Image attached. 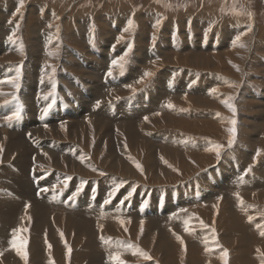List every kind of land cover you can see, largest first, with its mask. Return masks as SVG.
Masks as SVG:
<instances>
[{
	"label": "rangeland",
	"instance_id": "rangeland-1",
	"mask_svg": "<svg viewBox=\"0 0 264 264\" xmlns=\"http://www.w3.org/2000/svg\"><path fill=\"white\" fill-rule=\"evenodd\" d=\"M14 1L0 0V26L3 24V27H9L21 22L25 32L24 36L14 31L10 33L8 30L5 33H0V66H2L0 67V76L3 75L0 78V86L4 82L9 81V85L6 86L8 90L6 88L5 90L7 94H11L9 98L0 101V106H13V110L7 114V118L4 121V123L10 124L9 127L6 126L9 128L7 135L10 138L2 137V140H0V191H21L30 179L28 184L33 187L35 202L26 200L25 204H21L23 208L21 210H27L31 206L38 207L39 201L44 196L46 189L45 187L40 188L43 176L38 175L39 172L43 171L42 168L44 167L36 160V154H34L37 148L42 146L41 143H37L38 141L35 138L31 137V130L35 129L39 122H42L43 116L41 113L43 111L41 108H44L42 100L45 95L49 96L47 99H51L48 86L58 81L57 86L61 90L57 89L54 91V93H57L55 98L45 104L46 109L49 110V112L45 113V116L47 115V120L49 121L56 120L57 113L58 115L61 114L59 119L61 117L63 119L56 121V123H60V121L68 122L69 120L70 122L80 121L85 118L84 109L90 110L92 108L91 110L95 109L99 113L106 111L104 114H108L111 118L99 116L106 119L105 124L113 129L118 125L116 120L121 119L135 126L143 125L147 121L149 123L150 119L157 115L164 116L167 114L173 115L177 121L182 120V122L190 123L194 126L206 124L214 128L209 133L182 128L181 130L180 128L153 130L155 134L157 131L161 132L160 134L163 133L162 135L171 134L172 139L175 141L170 143L171 147L177 146V149L182 154L210 155L214 158L215 161L209 167L201 169L202 174L205 175V180L203 179L201 180L202 182L198 183L203 184L201 186L203 189L200 188L199 184V186L196 184L199 192L196 190L197 194H195V191L193 192L195 198L209 200L214 197L215 194L213 193L218 191L219 195L215 196L214 200L212 199L213 202L197 201L195 203H187L182 208L177 205L178 209L172 212L165 205L171 202L169 201V195L175 198L182 196L181 191L177 188L182 181L170 186L171 189H174V192L172 191L174 194H172L167 192L166 188H162L163 186L159 187L165 192H148L147 190L150 188L148 185L109 175L100 167L90 168L91 174L87 181L85 179L88 177H82L78 182H75V177L73 178V176L69 181L58 176L57 180L60 179L59 182L55 183L50 189L64 203L74 202L73 206H75L79 202L76 205L77 207L80 204L89 205V207L95 204L97 208L100 207L101 209L107 205H115L113 202L117 199L118 201L120 200L119 202H124L123 205L126 211L131 210L130 208L133 206L136 208L135 211L138 210L139 213H142L138 217L134 215V217H131L134 219L129 221L130 223H137L138 229H143V231H141L142 229L136 230L138 235L142 234L141 242L136 240V244L130 243V245H118L108 242V240L107 242H100L102 239L101 231L106 230V227H104V222L97 224L101 218L96 215L100 220L96 219L97 221H94V225L96 224L95 230L99 234L96 237L98 240L95 241L92 252L89 250V263L93 262L91 256L95 253L97 257L101 258L96 264H117L114 257L118 256H124L127 264H264V235H262L264 233V0H17L18 2H23L24 5L26 4V8L30 11V15L27 11L25 12V19L23 20H21V15L24 6L13 4ZM31 3L33 4L31 5ZM52 10H56L57 14L62 13L63 15L58 17L57 15H52L50 17ZM58 19L66 22L68 30L70 29L69 32L73 29L76 32L68 33L71 36L67 34L65 39L68 42L67 44H70L76 51L80 50L78 51L77 60H82L84 67H86L70 68V71L73 72V80L76 78V81H79V75L85 73L86 69L88 70L89 62L95 66L93 71L97 72L100 78L103 76L101 82L97 76L92 77L88 85L84 86V88L81 86V89L78 90L85 94L87 91L88 93L91 92L89 98L82 95L77 97L75 86H70L72 88L69 87L66 90L64 79H60L62 75H66L64 73L66 70L63 68H60L56 75L42 72L39 69L42 73L37 79L33 72L34 65L29 60L27 52L31 51L33 45L35 46L34 48L39 49L37 55L42 58H39L38 65L43 66L48 48L46 47L47 44L42 41V34L47 32L46 28L49 27V23ZM81 24H85L84 26L86 27ZM132 25L135 28V32L131 31ZM85 31L89 33L87 36H83ZM79 35L81 39L85 37L83 40H88L77 42ZM245 38L248 43L244 41ZM58 40L61 41V39L57 38V45L59 44ZM109 40L111 41L109 42ZM241 40L246 43L244 44L245 49L250 53L245 52L246 59L242 63L243 66L238 61L232 64L227 62V64L229 63L228 70L234 73L235 76L231 74L229 77L226 75L227 73L216 70L204 71L205 75L202 69L201 71H195L186 66H178L174 67V70L168 73L166 78L164 76L163 78L161 73L164 72L165 68H160V65L157 66L156 72L148 76L147 69L153 61L158 58L166 59L165 54L167 53L170 55H216L238 50L236 58H239V54L240 57L242 54L236 45ZM23 41H25L27 49L21 52L22 55H14L16 52H11L9 46L3 49L5 45L20 46ZM61 43L63 42L61 41ZM64 44L60 45L63 46ZM148 53L150 54L148 55ZM84 54L88 56L87 60H85ZM72 55L74 56L75 54L72 53ZM150 55L153 58H150ZM7 57L13 60L5 63ZM251 57L252 59H250ZM74 59L76 60V57ZM239 70L243 71V74ZM9 72L13 76L6 75ZM22 73L25 74L26 78H23L24 75ZM131 75L132 78L130 77ZM211 75L217 78H213ZM107 78L109 81H117L120 78L118 85H114L117 88L103 86L108 85ZM134 79L138 81L136 82ZM37 80L42 85L38 84L37 86ZM79 82H83L82 79ZM139 82L140 84H137ZM158 82L161 85L165 82V85L163 86L164 89H161L163 95L158 100L156 99L158 110L156 108L155 110L157 111L155 113H148L143 116H140V113V115H134L136 117L133 116L131 120H125L120 113L117 114V117H114V114L117 113L115 110L120 104L126 102H129L126 105H131L132 102L145 104L149 102V99H154V96H150V91L154 88L158 89L160 85ZM98 84H100V87H97ZM169 84H172V90L174 91L180 89L181 86L186 89L183 93L167 91L166 85ZM24 85L31 86L34 89L30 95L31 99L24 98ZM85 88L87 91H85ZM227 92H229L227 96L232 95L231 99L226 97L225 94ZM117 93L119 94L116 95ZM101 94L103 97H101ZM105 94L106 97H104ZM169 94L172 96L168 98ZM189 96L196 101L205 102L209 105H201L198 108L191 109V105L186 103H181L182 105L178 107L174 103L179 99H184L183 97L188 98ZM77 100L81 101L84 107L81 108L80 106V112H69V107L72 104L73 106L75 105L74 108L79 107ZM16 105L18 106L16 107ZM91 113L93 112L89 111V117ZM148 115H150V118ZM32 117L39 121L37 125L30 124ZM1 122L2 120L0 121V127H2L0 131L4 128ZM12 123L14 125L18 124V127L16 125L13 132L11 131V127L14 126ZM56 123L49 124L47 122L46 125L51 126ZM19 132H24L22 134H24L25 138L22 137V139L25 141H22V143L25 144L24 148L30 150L29 153L23 155L24 157H27V154L30 155L29 161L24 162L29 167L25 173H21L18 166L19 163L21 165L24 163L16 162V152L7 153L4 144L8 139L16 140L15 138L20 136ZM46 138L52 139L50 136H46ZM46 138L44 137V139ZM69 143L74 145L73 147L78 151L84 152L83 144L80 141H69ZM160 143L162 142H156V144ZM164 143L167 144L165 141ZM1 150H3L2 153ZM159 163L164 165L162 160H159ZM38 168L41 170H38ZM51 173L55 174L56 172L50 170L43 174L45 180L57 182L51 179ZM108 175L114 176L115 179L107 180ZM248 176H250L249 179ZM72 178V183L74 184L71 183ZM185 179L188 180V178ZM210 183L212 189H208L206 185ZM36 187L38 188L37 191H35ZM74 189L75 191L70 193ZM191 190L194 189L191 187ZM203 190L207 195H204ZM26 191L31 193L29 189ZM76 199L77 201H75ZM125 201H127V204ZM159 202L162 204L160 205ZM191 211L193 212V217L183 216ZM143 213L147 214V217ZM21 215L18 220H22ZM160 216L183 220L182 222L176 220V223L172 224L169 221L163 222ZM1 218L2 223L6 222L8 225L3 224L7 231L3 232L2 236L6 240L7 246L5 249L1 248L0 253L2 254L4 251L15 253V256L19 255L21 257L19 261L24 263L27 256L25 257L22 253L26 252L28 259L30 254L29 250H25L22 245L29 238L27 235L30 232L28 233L25 227L21 229L20 234H16L17 225H15L14 229L10 226V220H13V218L9 219L7 216ZM155 219L165 229L156 234L153 251L149 255L150 259L148 257L145 259L147 256L146 249L150 250L151 246L143 245L142 240L146 234L152 235L154 230H150L144 225L147 222H155ZM122 222L125 223V221ZM116 225L117 227L120 226V224ZM100 228L102 229L100 230ZM62 231L57 233L56 227L54 238L61 241L65 256L67 251L71 254L72 250L70 251V249L72 248L68 249V245L62 239ZM23 235L27 237L26 240H22L24 238ZM39 235L42 237L41 240L44 245V258H46L44 260H46L47 264H56L52 258L49 259L47 257L49 252L53 250V243L47 228L41 231ZM74 236L72 234L71 240ZM96 239L91 240L93 242ZM14 240L16 242L15 246L13 245ZM113 246L114 248L116 246V249L110 252ZM18 248L20 251L17 250ZM225 250H227V256L224 255ZM129 252L131 255H129ZM70 257L68 255L69 264ZM63 263L68 264L66 260Z\"/></svg>",
	"mask_w": 264,
	"mask_h": 264
},
{
	"label": "bare ground",
	"instance_id": "bare-ground-1",
	"mask_svg": "<svg viewBox=\"0 0 264 264\" xmlns=\"http://www.w3.org/2000/svg\"><path fill=\"white\" fill-rule=\"evenodd\" d=\"M13 4L21 5V7L24 6L23 9L20 7L22 9L21 20L25 19V15H26L25 12L26 11L30 15L29 9L26 8L27 5L26 4L24 5L23 2L21 3V2H18L17 0H15L13 2ZM32 4L33 3H31V5ZM16 7H19V6H16ZM28 7H29V5H28ZM54 7H55V5H54ZM49 8H47V9H49ZM43 9H45V8H43ZM15 10H18V9H15ZM55 11L56 10H54L51 13L50 17H52V15H54V16L57 15V17L60 15H63L62 13L57 14ZM64 15H66V14H64ZM46 19H48V18H46ZM54 19H56V18H54ZM59 19L54 21V22L49 23L48 24L49 27L46 28L47 32L42 34V41L47 44L46 47L48 48L46 50L47 56L44 57L43 66L41 67L40 65H38V63H39L38 60L40 61V59L42 58V57L40 58V56L37 55L39 49L34 48L35 46L33 45L31 51L27 52L29 60H31L33 65H34V71L33 72L35 73L36 79H37V77L42 72H47L49 74L56 75V74H58L59 69L63 68L66 70V71H64V73L66 75H62V77L60 79H64V82H65L64 85L66 87V90L69 89L70 86H75L74 88L77 89V91H75V93L77 94V97L82 95L84 97L87 96L89 98V95L91 92L88 93L86 88H85V91H87L86 94L82 91L79 92L78 90L81 89V86H83V88H84V86L88 85V82H90V79L92 77L97 76L98 78H100L99 74H97V72L93 71L95 66L89 62L88 63L89 65L87 66V67H89L88 70L86 69L85 73H82L81 75H79L80 76L79 81H80V79H82L83 82L80 83L79 81H76L75 77H74L75 80H73V72L70 71V68H72V67L83 68L84 65L82 63V60H77V58H78L77 56L79 54L78 51H80V50L76 51L73 47L70 46V44L69 45L67 44L68 42L65 39V37L68 33H74L75 32L74 29L69 32L70 29L68 30L66 22H64L63 20L60 21ZM49 22H50V20H49ZM91 22H92V20H91ZM2 25L0 26V33H5V31L8 30V31H10V33H12V31H14V32H18L19 34H21V36H24L25 32H24L23 26L21 25V22L15 24V25H11L9 27H3ZM81 25L83 27H86V26H84L85 24H81ZM38 27H39V25H38ZM134 29L135 28H133V25H132L131 31H134ZM87 31H88V29H87ZM87 31H85L83 33V36H87L89 34V33H87ZM258 31H260V30H258ZM183 32H184V30H183ZM228 32H229V30H228ZM69 36H71V35H69ZM57 38L61 39V41L63 43H61V41L58 40L59 44L57 45ZM79 38H80V35L77 37V42L78 41L83 42V41L88 40V39L83 40L85 37L84 38L82 37V39L81 38L79 39ZM110 41L111 40H109V42ZM244 41L246 43H248L246 38L244 39ZM249 42H250V39H249ZM239 43H238V45L235 44L236 47L239 48V52L242 54L241 57L239 54V58H236V52H238V50L232 51V52H226L224 54H216V55H203V54H199V55H197V54L196 55H186V54L170 55L167 53L168 55L165 54L166 59L162 60V59L158 58L157 60L155 59L156 61H153V63L147 69V73L149 74L148 76L152 75L154 72L157 71L158 65H160V68H165L163 70L164 72L161 73L162 77L164 76L165 78L167 77L168 73H171L174 70V67L176 68L178 66H186V67H189L191 70H195V71H201V69H202L203 73H204V71H210V70L215 71L216 70L219 72H223L225 74L227 73L226 74L227 76H229L231 74L235 76V74L232 73L227 68L229 63L232 64L236 61H238L239 64L244 63L245 59H246L245 52H249L247 49H245L244 44H246V43H244L243 40H241ZM60 44H64V45L62 46ZM30 45H31V43H30ZM8 46H9L11 52H16L14 55H17V54L22 55L21 52H23L24 50L27 49V45L25 44V41H23L22 44L20 46H17V47H12L13 45L12 46L11 45H5L3 47V49L8 47ZM101 47H102V45H101ZM72 53L75 54L74 56L76 57V60L74 59L75 57L72 55ZM149 54L150 53H148V55ZM190 54H192V53H190ZM100 56H101V54H100ZM9 57L6 58L5 63H6V61L13 60L12 58H9ZM84 57H85V60H87L88 56L84 54ZM146 58H148V57H146ZM150 58H153L152 55H150ZM250 59H252V57ZM140 61L142 62V60H140ZM137 62H138V60H137ZM227 62H229V63L227 64ZM28 63H29V61H28ZM94 63H95V61H94ZM255 63H257V62H255ZM23 64H25V63H23ZM27 65H29V64H27ZM242 66H243V64H242ZM0 67H2V66H0ZM84 68H86V67H84ZM75 70H76V68H75ZM96 70L98 71V69H96ZM5 71H4V73H5ZM239 71L243 74V71H241V70H239ZM137 73H139V72H137ZM27 74L31 75L30 73H27ZM6 75H10V76L12 75L13 76V74H11L10 72H9V74H6ZM23 75H24L23 78H26L25 74H23ZM2 76H0V78ZM130 77L132 78V75ZM211 77L217 78L216 76H213V75H211ZM102 79H103V76L100 78V82L102 81ZM107 80H108V78H107ZM134 80L136 82L138 81L136 79H134ZM119 81H120V78H118L117 81H111V80L109 81L108 80V85H103V84L102 85L107 87V88H109V87L113 88V87L118 85ZM71 82H72V84H71ZM10 83H12V82H10ZM36 83H37V86H38V84L42 85V83L39 80H37ZM158 83L160 84L158 86V89L154 88V89H151V91H150V96H154V99L153 98L149 99V102H147L145 104L139 103V102H137V103L132 102L131 105H126V103H129V102L120 104L118 106L117 110H115L117 113L114 112L115 113L114 117H117V114L120 113V115L122 117L124 116L123 118H125V120H131L134 115H140V113H141L140 116L147 115L148 113H150V114L155 113L158 110V107H157L158 103L156 102V99L158 100V98L161 95H163V92L161 91V89L165 85V82L163 83V85H161L160 82H158ZM166 83H167V80H166ZM57 84H58V81L55 82L54 84H51L48 86L49 94L51 95V99L55 98V94H57V93H54V91H56L57 89H60V88H58ZM100 84H98L97 87ZM137 84H140V82ZM7 85H9V81L4 82L0 86V101L2 99L5 100V99L9 98L11 95V94H7V92L5 90ZM102 85H101V87H102ZM119 86H121V85H119ZM155 86H153V87H155ZM70 88H72V87H70ZM115 88H117V87H115ZM166 89H167V91L170 90L172 92L176 91L177 93H183V91L186 88H183V86H181L180 89H177L174 91V90H172V84H169V85H166ZM33 90L34 89L31 86L24 85V88H23V92L25 95L24 98H27V99L30 98V95L33 92ZM113 92H115V91H113ZM41 93H42V91H41ZM118 94L119 93H117L116 95H118ZM228 94H229V92H227V94H225L226 97L231 99L232 95L227 96ZM170 96H172V95L169 94L168 98ZM47 97H49V96L45 95L44 99L42 100V103L44 104V108H41V110L43 112L42 113L40 112L41 115L43 116V117L41 116L42 122L40 123L39 121H36V119L34 117H32V120L30 122V124H34V125H37V123L39 122V124L36 126V128L31 130V137L35 138V140L38 141L37 143H41V146L43 147V148L38 147L37 151L34 154H36V156H35L36 160L38 162H40V165L42 167H44V168H42L43 171L39 172V174H38L39 176H43V180L41 181L40 188L45 187L46 191L44 192V196L39 201L38 207L31 206V208H29L27 210H25V209L21 210V209H23L21 204H25L26 200H29L30 202H35L34 197H33V187L32 186L30 187V184H28L30 179L28 180L24 189L22 188L23 190H21V191H16V190L10 191V192H8V191L4 192V190L0 191V219H2L1 217H5V216H7L9 219H11L14 216L18 215L17 217H14L13 220H10L11 221L10 226H12V228L14 229L15 225H17L16 234H20L19 232H21V229L25 228V227L27 228L28 233L30 232L28 235L26 234L29 237L28 239L24 235H23L24 238L21 236V238H23L22 240H26V239L28 240V242L26 240V242L23 243L22 247L27 251L29 250L30 257L28 259V255H27L26 261L23 263L22 261H19V259L21 258V257H19V255L15 256L14 255L15 253H11L10 251H4L2 254L0 253V264H47L46 260H44L46 258H44V251L45 250H44L43 241L41 240L42 237H40V235H39L41 233V231H43L45 228H47L49 235L51 237L52 243H53L52 244L53 250L51 252H49L47 257L49 259L52 258L56 264L57 263L62 264V262H64V260H66V262L69 264L68 255H69V257L72 255L70 257V264H96V262H98L101 258L97 257V255L95 253L91 256V258L93 259V262L89 263V250L92 252L94 243H95V241L98 240V239H96V237H98V234H99V233H96V230H95L96 224L94 225V221L96 222L97 221L96 219H98L96 217V215H99V217L101 218V220L98 219V220H100V222L97 224L104 222L105 223L104 227H106V230L101 231L102 239L100 240V242H107V240H108V242H113L114 244H118V245L119 244L130 245V243L136 244V240L138 242H141L140 240L142 238L141 237L142 234L138 235L136 233V230H141L142 228L138 229L137 223L136 224L130 223L129 221L130 220L132 221L134 219V218H131V217H134V215H135V217H138L142 213L141 212L139 213L138 210L135 211L136 208H134L132 206V204H131L132 208H130L131 210L126 211V209L124 208V205H123L124 202L123 201H122L123 203L119 202L120 200L118 201L117 199H115L113 202L115 205H110V206L107 205L101 209H100V207L97 208L96 207L97 205L95 206V204L92 205V207H89V205L86 206L83 204H80L77 207L76 205L79 202H77L75 206H73L74 202L64 203V201L59 199V197L55 196L54 191L50 189L54 186L55 183L59 182L60 179L57 180L58 176L60 178L65 179L66 181H69L70 178L73 176V178L75 177V182H78L82 177H88L85 179L87 181V180H89V176L91 174L90 168L100 167V168H102V170H105L106 173H108L109 175H114L118 178L129 179V180H131V182L135 181V182H139L141 184L144 183V185L145 184L148 185L150 187L147 190L148 192H151V191H154V192L158 191L159 192V191H161V193L165 192L162 190V188H166L167 192L172 193V191L174 189H171L170 186H172L176 183H180V181H182L178 185V187L176 186L181 191L182 196L181 197L179 196V198H175V197H172L171 195H169V198H170L169 201H171V202L170 203L168 202L165 205L168 208H170L172 210V212H173V210H177L178 206H180L182 208L187 203H192V202L195 203L197 201L213 202V200H214L213 198L215 196L219 195L218 191H216L215 193H213V194H215L213 198H211L209 200L205 199V198H203V199L201 198V200H199L198 197L197 198L194 197V193H193L195 190L197 192H199L198 191L199 185H200V188L203 189V187H201L203 184L198 183V182H202L201 180H203V179L205 180V175L202 174L201 169L205 168V167L206 168L209 167L211 165V163L213 161H215L213 157H211L210 155L198 156V155H193V154L192 155L182 154V152L177 149V146L171 147L170 143L175 142L172 139L171 134H165L164 133L165 135H162L163 133L160 134L161 132H158V131L156 132V134L153 133V130H157V129L164 130L166 128H180V130H181V128L182 129H191V130H194L197 132L201 131V132L209 133L210 131L214 130L213 127H211V126L209 127L206 124H201V125L197 124L194 126L193 124L182 122V120L177 121L173 115L167 114L164 116L163 115H160V116L157 115L156 117H152L150 119L149 123H147L148 122L147 121L143 125H135V126L133 124H130L127 121H123L121 119L120 120L115 119L116 122L118 123V125H117V127H115L113 129V128H111V126L105 124L106 119H104L103 117H100L102 115V116H106L108 118H111L108 116V114L107 115L104 114L106 112L105 111L106 109L104 110L105 111L104 113H99V112L95 111V109L91 110L92 108L90 110L84 109V117L85 118H83V120L71 121V122L69 120L68 122L60 121V123H56V121H59L63 118L61 117L59 119V116L61 114L58 115V113L57 114L53 113V114H56L58 116V117L56 116L57 119L53 120V121L47 120L48 117H47V115L45 116V113L49 112V110L46 109L45 104H47V102H49L51 100V99H47ZM101 97H103V95ZM104 97H106V94ZM108 98H110V97H108ZM183 98L184 99H182V100L179 99L178 101L173 99L174 101H176L174 103L177 104V107L182 105L181 103H186L187 105H191V109L192 108H194V109L198 108L201 105H203V106L209 105V104H206L205 102L203 103L200 101H196L190 96L188 98H185V97H183ZM108 101L110 102V100H108ZM77 102L79 103L78 104L79 107L77 106L78 108H74L75 105L73 106V104H72L71 107H69V110H68L69 112H80V110H79L80 106H81V108L84 107L83 103L81 101L77 100ZM96 105H97V103H96ZM17 106L18 105H16V107ZM87 106H89V105H87ZM129 106H131V107H129ZM94 107H95V105H94ZM104 108H106V107H104ZM156 108H157V110H155ZM59 109H62V108H59ZM112 109H113V107H112ZM12 110H13L12 105L11 106H0V121L2 120L1 124L4 127L0 131V140H2V137L3 138H10V136L8 137V135H7L9 133L8 127L10 126V124L4 123V121L7 118V114H9ZM81 110H83V109H81ZM89 111L93 112V113H91L90 117H89ZM149 116L150 115H148V117ZM134 117H136V116H134ZM77 119L79 120L78 117H77ZM47 122H49V124L55 122L56 124H52L51 126H48V125H46ZM116 122H114V123H116ZM125 122H127V123H125ZM16 125L18 127V124H15L14 126L11 127L12 132L14 131V128ZM191 125H193V126H191ZM6 126H8V127H6ZM253 126L255 127V125H253ZM0 128H2V127H0ZM27 128H25V129L27 130ZM165 131H167V130H165ZM22 133H24V132H21V133L19 132L20 136L16 137L15 138L16 140L8 139V141L4 144H5L7 153L16 152V155H17L15 157L16 162H23L24 163L26 161L27 162L29 161L28 158L30 157V155L27 154L28 155L27 157H24L23 155L25 153H29L30 150H27L26 148H24L25 144H23L22 141L24 142L25 140L22 139V137L25 138V136ZM35 135H37L38 138ZM41 136H43V137L41 138ZM46 136H50L52 139L46 138ZM44 137L46 139H44ZM43 140H45V141H43ZM155 140H156V142L159 141L162 143L156 144ZM69 141H77V142L80 141L83 144L84 152L82 153L81 151H78L75 147H73L74 145H72L70 143L68 144ZM164 141L167 142V144H165ZM180 143H181V141H180ZM182 144H184V143H182ZM2 151L3 150H1V153H2ZM159 160H162L164 162V165H161V163H159ZM25 164L26 163H24L23 165H21V163L18 164L19 170L21 171V173H25L29 169L28 165H25ZM38 170H41V169L38 168ZM50 170H53L54 172H56L55 174L51 173L52 174L51 179H53V181H57V182H50L49 180H47V181L45 180L43 174L47 171H50ZM109 175L107 176L108 177L107 180H114L115 179L114 176H109ZM102 176H104V175H102ZM249 177L250 176H248V179H249ZM73 178L71 179V183H72ZM185 178H188V180H186ZM72 184H74V183H72ZM196 184L197 185L199 184V185L197 186ZM206 185H207L208 189H212L211 183L206 184ZM159 186H163V187L160 188ZM190 186L194 190H191ZM200 188H199V190H200ZM27 189H29L31 193H29V191H26ZM37 189L38 188L36 187L35 191H37ZM48 189H50V190L48 191ZM75 189L71 190L70 193L74 192ZM18 190H20V189H18ZM197 192L195 194H197ZM203 192H204V195H207V193L204 190H203ZM157 194L160 196L159 193H157ZM172 194H174V193H172ZM131 196H133V195H131ZM177 199H178V203H177ZM75 201H77V199ZM125 202L127 204V201H125ZM161 204L162 203H160V205ZM135 205H137V204H135ZM156 205H157V203H156ZM23 207H24V205H23ZM198 210H200V209H198ZM163 212H162V214H163ZM154 214H155V212H154ZM165 214H167V213L165 212ZM194 214H196V213H194ZM20 215L22 216V220L20 219L21 221L18 220ZM143 215L146 216L147 214L143 213ZM183 216H185V217L192 216L193 217V212L192 211L188 212L187 214H184ZM160 218L162 219L163 222L169 221L172 224L176 223V220H177L175 218H174L175 219L174 220L172 217L160 216ZM119 220L125 221V223L122 221H119ZM182 220L179 219L177 221L182 222ZM18 221H20V222H18ZM3 224L8 225L6 222L2 223V220H0V236H1V238H0V249L1 248L5 249V247L7 246L6 240L2 236L3 235L2 233L7 231V229L5 228V226ZM116 224H120V226L117 227ZM18 225H19V227H18ZM56 227H57V233L60 232L61 230H63L62 231L63 235H61V236L63 237L62 239L65 241V244L68 245V249L70 247L72 248V249H70V251L72 250L71 254H69L70 252L68 253V251H67L65 256H64V247H62L61 241H59L57 238H54V235L56 233ZM144 227H146L150 230H154V233L152 235L146 234L142 240L143 245L151 246L150 250L146 249L147 250L146 251L147 256H146V258L145 257L144 258L147 259V257H149V255H151L150 253L153 251V243L155 241L156 234L157 233L159 234L162 229H165V227L163 228L162 226H160L159 221L156 219H155V222L145 223ZM101 229L102 228H100V230ZM156 230H157V232L155 233ZM141 231H143V229ZM72 234L75 236L71 240ZM43 238H45V237H43ZM91 239H96V240H94L92 242ZM71 242H72V246H71ZM63 246H65V245H63ZM148 248H150V247H148ZM100 249H101V246H100ZM115 249H116V246H115V248L113 246L111 248L110 252L115 251ZM46 250H48V249H46ZM21 252H23V251H21ZM129 255H131V253ZM14 256L17 257L18 259L15 258ZM114 258H115L117 264H127L126 258H124V256H118V257H114ZM58 261H60V262H58ZM147 264H149V263H147Z\"/></svg>",
	"mask_w": 264,
	"mask_h": 264
},
{
	"label": "snow or ice",
	"instance_id": "snow-or-ice-1",
	"mask_svg": "<svg viewBox=\"0 0 264 264\" xmlns=\"http://www.w3.org/2000/svg\"><path fill=\"white\" fill-rule=\"evenodd\" d=\"M262 235H264V233H262ZM15 243H16V242H15V240H14V241H13V245H14V246H15ZM17 250L20 251L19 248H18ZM22 255H24V256L26 257V256H27V253H26V252H23ZM224 255L227 256V250H225ZM148 258L150 259V257H148Z\"/></svg>",
	"mask_w": 264,
	"mask_h": 264
}]
</instances>
